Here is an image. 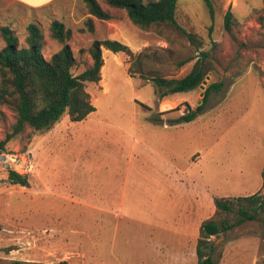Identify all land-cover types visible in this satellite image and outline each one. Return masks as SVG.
I'll return each instance as SVG.
<instances>
[{
	"label": "rangeland",
	"instance_id": "rangeland-1",
	"mask_svg": "<svg viewBox=\"0 0 264 264\" xmlns=\"http://www.w3.org/2000/svg\"><path fill=\"white\" fill-rule=\"evenodd\" d=\"M212 2L214 17L204 0L177 2V21L198 34V47L168 30L136 26L123 9L112 10L113 20L94 18L90 31L84 0L38 6L0 0V26L14 28L24 42L28 24H38L46 58L63 46L50 37L52 20L71 28L76 74L91 63L92 43L107 38L134 54L149 46L169 48L174 56L194 50L197 57L182 68H159L182 76L200 58L207 72L204 87L160 99L152 80L131 74L132 55L103 48L101 80L87 83L94 112L82 121L65 113L50 128L28 129L5 145L0 263L198 264L200 225L215 213V198L264 192V0ZM4 46L0 42V50ZM214 83H222L221 89L211 92L193 121L171 122L186 113L187 104L197 108ZM6 131L0 120V142ZM9 170L27 175L29 183H13ZM92 205L110 214L95 216ZM212 242L222 250L220 264H264V215Z\"/></svg>",
	"mask_w": 264,
	"mask_h": 264
},
{
	"label": "trees",
	"instance_id": "trees-1",
	"mask_svg": "<svg viewBox=\"0 0 264 264\" xmlns=\"http://www.w3.org/2000/svg\"><path fill=\"white\" fill-rule=\"evenodd\" d=\"M104 7L99 0H84L90 16L85 26L94 31V18L113 20V9L125 10L132 22L142 28L165 30L176 33L181 39L200 47L202 41L198 34L188 31L179 24L176 18L178 0H104ZM209 12L214 17L212 0H204ZM233 12L225 15L227 30H231ZM50 37L62 48L46 58L44 55L45 37L36 23L27 26V36L20 42L14 28L9 25L0 26V42L5 46L0 50V120L7 128L6 137L0 142V154L5 151L6 143L13 136L26 130L42 131L51 127L67 113L72 121H82L96 110L87 83L101 80L104 66L103 48L114 53L124 52L132 55L130 72L141 78L152 80L160 99L170 94L196 89L201 86L207 72L202 60L197 59L193 67L182 76L164 74L160 64L173 65L176 69L197 56L195 51L174 56L169 48L145 47L134 54L130 47L116 39L95 40L90 49L91 63L76 74L78 60L68 43L72 37V29L58 19L52 20L49 28ZM222 83L210 84L205 88L202 103L192 109L187 104L186 113L172 120V123L193 121L204 108L213 90H220ZM9 110L12 120H9ZM155 119L159 120L156 116ZM9 179L13 183L27 185V175L16 170H9ZM215 213L203 220L199 229L196 253L198 264H220L222 250L216 251L212 242L213 236L230 230L235 225L247 220H257L264 215V192H256L247 196L215 198ZM2 228L0 223V229ZM0 264H70L68 260L53 262L10 259Z\"/></svg>",
	"mask_w": 264,
	"mask_h": 264
},
{
	"label": "crops",
	"instance_id": "crops-1",
	"mask_svg": "<svg viewBox=\"0 0 264 264\" xmlns=\"http://www.w3.org/2000/svg\"><path fill=\"white\" fill-rule=\"evenodd\" d=\"M23 1L24 3L26 4H29V5H32V6H38V5H41V4H44L50 0H41L39 2H32V1H29V0H21ZM179 124V123H178ZM91 209H92V212L95 216H98L99 215V212H103V213H106V214H110V211L107 210V209H104L102 207H99V206H95V205H92L91 206Z\"/></svg>",
	"mask_w": 264,
	"mask_h": 264
},
{
	"label": "water",
	"instance_id": "water-1",
	"mask_svg": "<svg viewBox=\"0 0 264 264\" xmlns=\"http://www.w3.org/2000/svg\"><path fill=\"white\" fill-rule=\"evenodd\" d=\"M204 83H206V81H204ZM201 86L204 87L203 84ZM6 158H7V155L6 154H0V159L1 160H6ZM6 163H7V165L9 164L8 162H6Z\"/></svg>",
	"mask_w": 264,
	"mask_h": 264
},
{
	"label": "bare ground",
	"instance_id": "bare-ground-1",
	"mask_svg": "<svg viewBox=\"0 0 264 264\" xmlns=\"http://www.w3.org/2000/svg\"><path fill=\"white\" fill-rule=\"evenodd\" d=\"M96 102V101H95Z\"/></svg>",
	"mask_w": 264,
	"mask_h": 264
}]
</instances>
